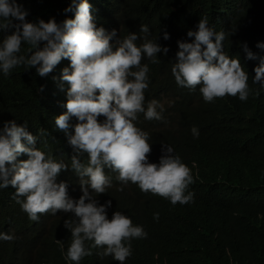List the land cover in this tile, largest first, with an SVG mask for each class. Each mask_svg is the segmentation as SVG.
<instances>
[{
    "label": "clouds",
    "instance_id": "1",
    "mask_svg": "<svg viewBox=\"0 0 264 264\" xmlns=\"http://www.w3.org/2000/svg\"><path fill=\"white\" fill-rule=\"evenodd\" d=\"M244 4L224 0L212 21L172 22L163 45L141 25L137 46L136 33L113 41L116 30L96 24L98 9L120 12L115 0H71L64 12L74 18L61 23L28 22L17 0H0V31L14 29L0 43L5 76L20 65L46 77L70 61L24 101L0 93V264H145L150 251L153 264H168L158 245L195 262L194 238L222 229L191 214L193 181L244 176L223 162L230 152L237 165L233 147L246 141L251 118L264 139V10L250 1L244 35ZM181 5L169 7L172 21ZM22 42L31 46L27 57L17 55ZM231 42L241 47L236 55ZM161 52L168 55L158 60ZM18 108L34 110L39 125H28ZM230 114L241 117L240 131L228 130ZM245 190L250 202L236 200L237 223L264 233L258 194L247 184L232 195ZM142 201L152 206L144 225ZM210 238L205 249L243 247Z\"/></svg>",
    "mask_w": 264,
    "mask_h": 264
},
{
    "label": "trees",
    "instance_id": "2",
    "mask_svg": "<svg viewBox=\"0 0 264 264\" xmlns=\"http://www.w3.org/2000/svg\"><path fill=\"white\" fill-rule=\"evenodd\" d=\"M250 1L245 0L244 10L241 16V30L244 35L250 31L249 26V12L254 8ZM261 9L264 10V0H254ZM79 2V0H77ZM118 10L120 11L114 15H105L101 9L96 11V24L103 27L107 33H111L113 29L116 30L117 36L115 39H124L129 33H136L138 38L135 43L140 46L143 41L144 33L140 32L141 25H147L149 28L148 39L156 41L159 45L166 43L162 32L168 31L172 26V22L180 23L184 21H193L200 18L207 17L212 21L224 6V0H182L181 8L174 14L173 21L169 14V7L173 8L177 5L179 0H115ZM24 9L28 11L26 20L31 23H38L43 19L47 22L51 18H55L57 23H61L67 18H74V12L65 13L64 9L71 4V0H17ZM4 21L0 18V23ZM14 24L19 21H13ZM14 29H9L7 32L0 31V43H2L6 35L11 34ZM42 47V45H41ZM31 48L26 42H22L20 52L17 55L28 56ZM227 49L233 55H236L241 47L235 45L233 42L228 44ZM168 55V53H167ZM163 52L157 56L158 60H163L166 56ZM145 56L141 63L151 65L150 60ZM70 61L62 59L61 62L49 73L46 77H40L36 70L25 71L20 65L13 68L9 75L5 76L0 70V93H10L11 97L25 100V94L33 87L42 82H49L56 72L68 67ZM28 125L37 127L41 117L29 108H18ZM228 130L230 132L240 131L239 126L241 117L230 114L228 120ZM141 121L138 119V124ZM255 121L251 118L246 124V128L251 131H246V141L240 146L233 147L236 153L233 156V163L230 159V152L223 164L226 167H233L241 171L244 176H217V177H201L193 181L191 188L195 192V201L191 214L194 218L206 219L210 223L221 227L222 230L215 232H199L198 236L194 238L193 242L197 248V257L195 262L187 261V264H203V259L206 264H264V233L263 230H253L249 234L245 233L244 228L238 222V207L236 200L240 204H248L250 202L248 191L245 190L238 199L233 197L234 192L240 191L245 185L249 184L259 196V204L256 211V218L258 221L264 223V139L255 135L253 124ZM219 159V157H218ZM140 206L143 208L139 221L144 225V219L148 214V209H151V203L142 201ZM0 205V215L3 214ZM169 225V224H168ZM165 227L157 228L155 237ZM240 234H245L247 238L240 237ZM215 235L216 240L224 239V243L229 242L239 243L245 248H249L245 253L243 247L226 246L222 249L207 245L205 249V242L211 239L210 236ZM174 241L173 236H169L165 243L170 245ZM163 248L160 253L168 258V264H185L181 263L182 258L169 250L164 245H158ZM243 248V249H240ZM153 251H150L146 256L145 264H153L155 258ZM257 257H256V256ZM247 257H251V262ZM137 260V258L135 257ZM111 264H120V262H112ZM128 264V263H126Z\"/></svg>",
    "mask_w": 264,
    "mask_h": 264
}]
</instances>
